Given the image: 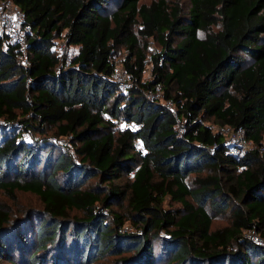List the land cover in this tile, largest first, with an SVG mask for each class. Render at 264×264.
<instances>
[{"label": "trees", "instance_id": "trees-1", "mask_svg": "<svg viewBox=\"0 0 264 264\" xmlns=\"http://www.w3.org/2000/svg\"><path fill=\"white\" fill-rule=\"evenodd\" d=\"M11 1L32 34L30 66L0 37V192L42 204L28 263L264 264V246L245 237L264 239V0ZM61 39L78 47L69 69L54 51ZM119 48L126 92L110 80ZM15 122L54 128L74 156L26 143ZM207 122L245 130L256 149L229 154ZM95 178L108 185L89 187ZM124 198L129 218L112 209ZM167 198L181 207L165 209ZM218 217L229 225L214 229ZM19 223L0 202V258L11 264L5 236Z\"/></svg>", "mask_w": 264, "mask_h": 264}, {"label": "rangeland", "instance_id": "rangeland-1", "mask_svg": "<svg viewBox=\"0 0 264 264\" xmlns=\"http://www.w3.org/2000/svg\"><path fill=\"white\" fill-rule=\"evenodd\" d=\"M154 0H141L142 4H150ZM183 4L185 9H188L190 7V3L188 0H183ZM109 9H113V6L109 7ZM149 51L153 52L157 50L156 44L150 40L149 42ZM143 44V42H142ZM72 52L74 55L78 52V47L72 46ZM127 55V49L119 48L116 52L115 57L118 60H123L125 56ZM151 65L148 62L146 66L145 73L143 74L142 79L144 81H148L151 78ZM150 99H155L153 95H148ZM162 105H166L168 107L167 102L161 101ZM171 110H175L173 106L169 107ZM11 123H9L10 125ZM207 125H215L210 122L206 123ZM13 130L17 131V133H20L21 139L25 141L28 144L34 145V144H42L46 149H52L53 156L56 157L60 153H67L69 155L74 156V147L71 143V140L68 137H57L56 132L54 128L51 127H45L43 131H39L38 129H30L26 131L24 127H22L21 124L15 122L13 124ZM116 128H125V123L120 122L116 124ZM10 130V129H8ZM11 131V130H10ZM4 134L9 133V131L4 130ZM3 138H0V141H2ZM255 147V145H254ZM131 177V176H129ZM128 177V179H129ZM127 180V178H122L117 184L123 185L124 182ZM89 187H96L100 186L102 188H105L108 184H102L99 178H95L89 182ZM118 200V199H117ZM0 202L4 203L9 211L11 212V221L13 224L20 223L11 231H9V234L5 237L6 239H9L11 243H14V246L8 245V254L9 257H11L12 260H14L15 264H29L27 261L28 255L33 251V246L31 244V238L34 234V229L38 224L39 218L41 216V213L43 212L42 204L38 197L29 194V193H22V192H16V199L12 200L8 196H6L4 193L0 192ZM181 205L179 203H175L171 201L170 198H167L164 202V208L165 209H178ZM112 209L115 213L120 214L124 218H129L131 216L130 209L127 206V199H120L112 206ZM79 214L77 212H74L73 215ZM71 215V216H73ZM131 221V220H130ZM130 221H126L125 230H132V226L130 224ZM229 225V219L227 217H218L214 221L213 228H222ZM14 227V226H13ZM17 230V231H16ZM13 231H16L13 233ZM21 232L23 234V239H27V241L24 244V247L20 245L21 239L20 234L17 232ZM12 232V233H10ZM22 248H24L22 250ZM26 257V260L24 259ZM114 257H106L100 262L96 264H116L114 261ZM0 264H11V262L8 260V258H0ZM48 264H52V262L49 260Z\"/></svg>", "mask_w": 264, "mask_h": 264}, {"label": "built area", "instance_id": "built-area-1", "mask_svg": "<svg viewBox=\"0 0 264 264\" xmlns=\"http://www.w3.org/2000/svg\"><path fill=\"white\" fill-rule=\"evenodd\" d=\"M31 34L32 26L27 22L24 12L11 0H0V37L3 38L6 49L8 45H12L17 48L16 58L24 66H30V60L28 57V42ZM54 51L57 56L63 60L64 68L69 69L75 56L72 52V46H68L66 41L61 39L56 42ZM113 63L114 67L110 80L118 85L121 92H126L133 85V82L123 67V60H118L114 57ZM156 89L157 98L160 97L161 87L158 85ZM148 95L153 94L149 93L147 96ZM150 100L152 101L153 99ZM167 104L168 108L172 106L169 102H167ZM171 111L176 116L175 110ZM176 120L178 124V131L182 134L186 121H181L180 119H177V117ZM124 123L125 127H133L130 123ZM4 125L7 126L9 123H4ZM209 126L213 129V131L225 136V144L228 147L229 154L233 156L244 157L248 152L256 149V146L254 147V143L248 139L246 131L243 129L217 125ZM141 148L142 147L140 146V149ZM245 237L264 246V239L255 229L246 231Z\"/></svg>", "mask_w": 264, "mask_h": 264}]
</instances>
